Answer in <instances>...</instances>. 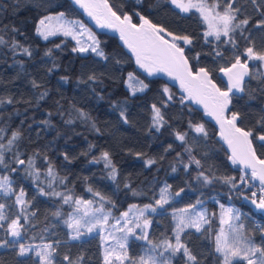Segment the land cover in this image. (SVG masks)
I'll return each instance as SVG.
<instances>
[{
    "label": "trees",
    "instance_id": "trees-1",
    "mask_svg": "<svg viewBox=\"0 0 264 264\" xmlns=\"http://www.w3.org/2000/svg\"><path fill=\"white\" fill-rule=\"evenodd\" d=\"M109 1L114 9L123 12L141 11L153 23L164 26L174 34L193 36L194 50L189 52L185 46L190 62L195 67L212 69V78L222 88L225 87L218 75L219 68L232 62L234 52L231 45L220 44L213 38L205 43L203 32L206 25L195 10L182 13L168 4L167 0H141L140 5L137 0ZM237 6L242 9L240 18H249L244 35L251 36L256 50L264 51V26L258 24L264 20V15H261L264 6L257 10L250 0H239ZM55 12H63L69 18L81 19L88 24L70 0H0V35L8 41H19L33 53L29 57L18 49L14 53L10 46L0 45V100H13L12 104L0 103V127L9 129L8 135L11 130L22 133L18 142L24 154L22 158L27 159L36 154V164L43 172L47 168V161L44 160L46 156L58 176L66 177L67 189L75 196L94 199L87 192L91 186L113 202L115 207L108 204L106 207H112L115 216H119L132 203H153L154 193H158L165 183L172 186L173 192L183 188L180 197L152 213L149 235L155 241L171 237L174 227L172 210L194 204L197 200L203 201L207 212L216 215L210 217L211 223L205 225L204 230L196 232L195 229H189L183 237L197 255L199 264H221L214 239L220 228V204L227 203L228 198L241 210L246 233L260 243L259 228L264 227V211L256 210L249 203L250 193L240 183L243 172L229 160L227 150L216 138L214 123L185 99L182 103L183 95L176 87L161 77L142 74L132 55L114 35L92 27L107 59L91 51L73 52L75 42L70 36L57 34L44 40L35 31L38 20ZM133 20L138 21V18L133 17ZM236 39L242 52L248 42L239 33ZM49 49L52 54L46 55ZM215 51L224 52V57H215ZM197 52L201 53L199 63L191 60V56ZM54 64L56 67H53ZM250 68L255 73L251 63ZM129 73L138 76L148 88L131 92L126 85ZM89 76H95L96 79L89 80ZM260 80L255 75L251 79L246 78L245 93L240 94L243 98H233L232 110L242 113V127L254 128L256 121L264 117V85ZM33 82L39 87H34ZM165 86L173 99L162 107L167 123L156 131L152 127L151 106H160L167 99L162 91ZM44 92L47 95L40 99ZM121 111L125 113L127 122L120 116ZM190 123H202L207 136L195 133L189 127ZM176 131L187 133V144L176 139ZM169 145H172L171 149L165 151ZM186 147L191 148L192 155L201 160L202 168L193 164L185 170L184 164L189 159ZM254 147L258 156L264 159V148L256 141ZM104 151L110 154L117 168L115 181L109 178L110 170L105 168L103 160L94 162V158H99ZM177 153H180L179 157ZM147 159H154L156 163L149 166L145 163ZM173 167L177 169L175 172L172 171ZM201 170L214 177H234L237 187L233 189L222 179L205 184L196 179ZM7 174L11 176L13 187L17 191L22 187L27 193L26 198L32 201L27 209L28 221L21 219V223L25 224V238L21 242L40 244L58 240V259L61 262L67 254L73 259L82 257V264H103L99 235L91 234L78 240L70 238V229L64 223L72 210L70 206L62 205L58 197L41 195L37 182L23 168ZM40 181L47 191L46 176L41 175ZM126 184L139 194L133 195L125 187ZM54 187L57 191L66 190L58 181ZM14 200V196L8 198L0 193V203L14 205ZM57 210L61 211L62 216L54 215ZM5 211L10 218L20 214L19 206L6 208ZM255 219L261 222V227L254 224ZM0 237L11 239L6 236L4 229H0ZM32 237L35 239L32 240ZM145 245V241L132 239L131 254L138 256L141 246ZM17 252L18 247L0 248V264H37L38 257L34 252L24 257L18 256ZM172 264H185V258L178 253L172 258Z\"/></svg>",
    "mask_w": 264,
    "mask_h": 264
},
{
    "label": "snow or ice",
    "instance_id": "snow-or-ice-1",
    "mask_svg": "<svg viewBox=\"0 0 264 264\" xmlns=\"http://www.w3.org/2000/svg\"><path fill=\"white\" fill-rule=\"evenodd\" d=\"M239 0H167L168 4L175 6L182 13H189L195 10L206 29L203 32L205 43H209V38L220 44L231 45L234 52L232 62L226 67H220L219 72L227 77L226 90H222L212 79V69L208 67H195L190 62L189 55L186 54L185 46L188 51L192 52L194 38L191 35H177L160 24L153 23L147 15L141 11H132L131 13L123 12L121 9H114L109 0H75L87 14L92 17L96 23L102 28L114 29L119 32L121 40L128 49L134 54L136 64L144 69L149 75L157 72L166 73L179 81L180 87L186 95L183 100L195 101L203 105L205 112L214 117L220 126V137L227 143L231 149L229 160L232 164L243 165V175L240 177L242 186H249V181L255 183L258 181V191H252L251 203L261 211H264V159H261L254 147V141L258 142L261 148H264V117L256 121L254 128L242 127L243 116L240 111H233V98L245 93V79H251L254 75L261 78L260 82L264 85V51L256 50L252 43L251 36H245L246 26L249 24V18L241 19V7H238ZM252 5L260 10L264 6V0H250ZM137 4H141V0H137ZM264 15V12H261ZM64 13H59L55 18L58 21L63 20ZM133 17L138 18V22H133ZM54 18L51 16L44 17L39 20L35 31L44 40H48L50 36L62 33L65 37H72L76 40L78 47L73 48V52H93L97 56L107 59L104 51L100 48V41L91 33L82 23L77 21H64L53 29L48 22ZM260 26H264V20L258 22ZM78 25V27H77ZM13 31H17L13 29ZM88 33V45L81 46V38ZM237 33L240 37L248 42V46L241 52L239 43L236 39ZM222 37L224 39H222ZM0 45H7L13 49H18L27 56H32V51L28 47H24L17 40L8 41L3 35H0ZM183 45V46H182ZM219 46V45H218ZM55 47L59 48L60 45ZM52 50L49 49L46 55H51ZM215 57L223 58L224 52L215 51ZM242 57L244 59L242 60ZM201 53L197 52L191 56V60L200 62ZM254 62V63H253ZM255 68V73L250 68ZM53 67H56L54 64ZM195 68V70H194ZM52 71V69H49ZM63 79H67L64 77ZM89 80L96 79L95 76H89ZM136 80V77L129 73V81ZM140 84L139 89L135 91H144L148 85L143 81H137ZM34 87L39 85L33 82ZM163 94L167 99L163 104L157 106L153 104L152 108V127L159 131L167 121L164 118L162 107L173 99L167 86L163 88ZM47 93L41 94L43 99ZM0 103L12 104L13 100L7 98L0 100ZM264 111V109H262ZM120 116L127 122L125 113L121 111ZM70 122V121H69ZM189 127L202 136H207V131L202 123L192 124ZM0 127V193L5 197H15L14 205L0 203V229H4L7 239L0 237V248L18 247L17 255L24 257L29 253H33L38 257L37 264H82V257L73 259L69 255L62 257V262L58 259V245L60 241L41 242L40 244L24 243L25 224L21 223L23 218L28 221L27 209L32 201L28 200L27 193L21 187L18 191L13 187L11 176L7 173H16L19 168H23L25 173L37 182V189L41 195L58 197L62 205H68L72 211L67 214L64 220L67 228L71 230L70 238L79 239L85 233H92L99 230L101 239L104 244L103 264H172V258L178 253L185 258V264H199L197 255L189 248L183 237L187 235L189 229H195L196 232L204 230L205 225H210L211 216L203 208V201L197 200L194 204H188L183 208L173 209L172 219L175 222L172 228V236L155 241L150 238L149 228L151 226L152 213H156L158 209H163L165 205L176 197H180L184 189L173 192L172 186L165 183L159 188L158 193H154L153 203L129 205L126 211L119 216L112 213L113 202L102 195L99 191L89 186L87 192L91 193L94 199H84L82 196H75L71 190L67 189L65 178H60L55 171V167L51 161L45 156L47 168L42 172L41 168L36 164V154L28 156L27 159L22 158L23 153L19 149V141L22 133L18 130H11ZM176 139L183 144H187V133L176 131L174 133ZM92 147V146H90ZM172 145L168 146V151ZM188 152V163L184 164L185 170L191 165L202 168L201 160L196 159L192 155L191 148L186 147ZM137 155H140L139 153ZM180 156V153H177ZM65 159H68L65 154ZM104 161L105 168L109 169V178L113 181L117 178V168L113 164L110 154L107 151L101 153L99 158H94V162ZM183 163V161H180ZM147 165L156 163L154 159H147ZM15 165V166H13ZM176 167L172 168L175 172ZM250 170V172L248 171ZM46 176L48 190L41 186L40 177ZM205 184H211L214 179H222L225 184H230L233 189L237 187L234 177H214L206 175L203 170L199 171L196 177ZM65 186V191L55 190V183ZM126 188L132 191L133 195H138L131 185L126 184ZM250 187V186H249ZM158 197V198H157ZM98 198V199H96ZM218 202V201H217ZM106 204L112 207H106ZM201 206L197 210V206ZM19 206L20 214L10 218L6 213V208ZM220 228L215 234V251L219 254L221 264H264V227L259 228L260 243L247 234L245 225L241 222V214L232 207H225L220 204ZM34 216L35 213H32ZM55 216H62L61 211L57 210ZM5 224L7 227L5 228ZM84 230V231H82ZM47 231V229H45ZM32 240L35 237L31 238ZM136 239L146 242L143 252L136 256L129 252V240ZM43 241V237H41Z\"/></svg>",
    "mask_w": 264,
    "mask_h": 264
},
{
    "label": "water",
    "instance_id": "water-1",
    "mask_svg": "<svg viewBox=\"0 0 264 264\" xmlns=\"http://www.w3.org/2000/svg\"><path fill=\"white\" fill-rule=\"evenodd\" d=\"M70 1L75 5V7H77V9L82 13L83 17L86 19V21H87V22H88V23H89V24H90L95 30H97V31H105V32H107V33H109V34H111V35H114V36H116V37L118 38V40L121 42V44H122V45L127 49V51L132 55L136 67L138 68V70H139L142 74L147 75V76H158V77H161V78L164 79L169 85L176 87L177 90H178V92H179L181 95H183V97L186 95V93L184 92V90L180 87V83H179L178 80H176V79H174V78H172V77H169L166 73H163V72H157V73H155V74H153V75H149L144 69L140 68V67L136 64V59H135L134 54L131 52L130 49L127 48V46H126V45L124 44V42L121 40V38H120V34H119L118 31H116V30H114V29H109V28H102V27H100V26L96 23V21H95L92 17H90V16L87 14V12H86L82 7H80L79 4L75 3V0H70ZM109 3H110V1H109ZM110 4H111V3H110ZM133 22H138V21H134V20H133ZM225 67H226V66H225ZM218 75H219V77L222 79V81H223L224 84H225V87H224V88H222V87L217 83L216 80H214L213 78H212V79L214 80V82L217 84L218 87H220L222 90H226L227 77L224 76V75H223L222 73H220V72H218ZM245 80H246V79H245ZM185 100H186V99H185ZM186 101L189 102L190 104H192V105H193L194 107H196L197 109L201 110V111L203 112L205 118L208 119V120H210V121H212V122L214 123V125L216 126V129H217V132H216V138L222 143V145L225 147V149L227 150V152H228V154H229V156H230V155H231V149L228 147L227 143H226V142L220 137V135H219V133H220V126H219V124L216 122L215 118L212 117V116H210V115H208V114L205 112L203 105L198 104V103H196L195 101H190V100H186ZM257 155H258V154H257ZM261 159H263V158H261ZM237 165H238V167H239L240 169H243V165H240V164H237ZM248 171L250 172V170H248ZM257 182H258V181H257ZM249 203H250L251 205H253V204L251 203V201H249ZM253 206H254V208H255L256 210H259V209H257V208L255 207V205H253ZM260 211H261V210H260Z\"/></svg>",
    "mask_w": 264,
    "mask_h": 264
},
{
    "label": "rangeland",
    "instance_id": "rangeland-1",
    "mask_svg": "<svg viewBox=\"0 0 264 264\" xmlns=\"http://www.w3.org/2000/svg\"><path fill=\"white\" fill-rule=\"evenodd\" d=\"M59 13H63V12H55V13H50V14H47V15H45V16H43V17H41L40 19H42V18H44V17H48V16H51V17H53L54 19L52 20V21H50V22H48L49 24H50V26L53 28V29H55L57 26H58V24L59 23H61V22H64V21H77V22H80V23H82L87 29H89L90 31H91V33H93L94 35H95V37H96V39H98V36H97V33H96V31L91 27V26H89L87 23H85L84 21H82L81 19H72V18H69V17H67L65 14H64V17H63V20H60V21H58L57 19H55L57 16H58V14ZM39 19V20H40ZM39 20H38V22H39ZM38 24V23H37ZM77 27H78V25H77ZM58 34H62V33H58ZM87 35H88V33H85L84 34V36H83V38H81V46H87L88 45V43H90V41H88L87 40ZM51 37V36H50ZM72 38V37H71ZM73 39V38H72ZM74 40V39H73ZM74 42H75V48L76 47H78V45H77V42H76V40H74ZM135 77H136V80H133V81H129V74H128V76H127V79H126V85H127V87L130 89V91L131 92H133V89H139L140 88V84L137 82V81H143V80H141L138 76H136L134 73H132ZM143 83H144V81H143ZM136 92V91H135ZM84 199H87V198H84ZM132 204H137V205H140V206H143V204H138V203H132ZM221 204H223V205H225V207H232L233 209H235V210H238L239 211V213L241 214V210L236 206V205H234V204H232V203H230V202H227V203H221ZM131 205V204H130ZM129 207V206H128ZM128 207L124 210V211H126L127 209H128ZM200 207L201 206H197V210H200ZM181 208H183V207H181ZM203 208L204 209H206V207H204L203 206ZM207 211H208V209H206ZM72 211V210H71ZM173 211V210H172ZM221 211V210H220ZM152 215V214H151ZM151 215H150V219H151ZM219 216H220V214H219ZM241 222L243 223V221L241 220ZM175 223V222H174ZM244 224V223H243ZM82 231H84V230H82ZM149 231H150V228H149ZM219 231V230H218ZM70 234H71V230H70ZM91 234H97V235H99V237H100V240H101V249H102V255H103V252H104V244H103V242H102V239H101V234L99 233V230H96V231H94V232H92V233H85L83 236H81L79 239H82V238H84V237H86V236H88V235H91ZM11 238V237H10ZM12 239V238H11ZM75 240H78V239H75ZM132 239H130L129 240V252H130V254H131V250H130V241H131ZM146 247V245L145 246H141V251L139 252V254L138 255H140L142 252H143V250H144V248Z\"/></svg>",
    "mask_w": 264,
    "mask_h": 264
},
{
    "label": "built area",
    "instance_id": "built-area-1",
    "mask_svg": "<svg viewBox=\"0 0 264 264\" xmlns=\"http://www.w3.org/2000/svg\"><path fill=\"white\" fill-rule=\"evenodd\" d=\"M249 186H250V187H249ZM249 186H246V188L250 191V193H251L252 191H258V184L249 181ZM257 224H258V223H257Z\"/></svg>",
    "mask_w": 264,
    "mask_h": 264
},
{
    "label": "bare ground",
    "instance_id": "bare-ground-1",
    "mask_svg": "<svg viewBox=\"0 0 264 264\" xmlns=\"http://www.w3.org/2000/svg\"><path fill=\"white\" fill-rule=\"evenodd\" d=\"M109 34V33H108ZM111 35V34H110Z\"/></svg>",
    "mask_w": 264,
    "mask_h": 264
}]
</instances>
